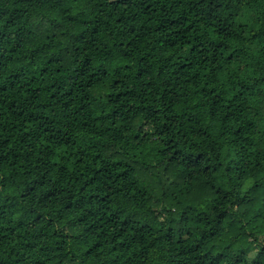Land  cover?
Listing matches in <instances>:
<instances>
[{"label": "trees", "instance_id": "obj_1", "mask_svg": "<svg viewBox=\"0 0 264 264\" xmlns=\"http://www.w3.org/2000/svg\"><path fill=\"white\" fill-rule=\"evenodd\" d=\"M0 264H264V0H0Z\"/></svg>", "mask_w": 264, "mask_h": 264}, {"label": "rangeland", "instance_id": "obj_2", "mask_svg": "<svg viewBox=\"0 0 264 264\" xmlns=\"http://www.w3.org/2000/svg\"><path fill=\"white\" fill-rule=\"evenodd\" d=\"M252 257H253V255L251 254L250 257H249V261H251Z\"/></svg>", "mask_w": 264, "mask_h": 264}]
</instances>
